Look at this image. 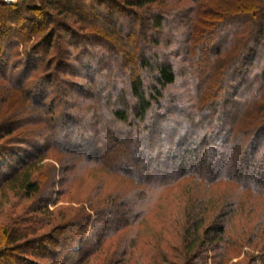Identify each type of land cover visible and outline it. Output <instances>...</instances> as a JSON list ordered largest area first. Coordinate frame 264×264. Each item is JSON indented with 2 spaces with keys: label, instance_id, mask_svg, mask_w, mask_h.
Listing matches in <instances>:
<instances>
[{
  "label": "trees",
  "instance_id": "1",
  "mask_svg": "<svg viewBox=\"0 0 264 264\" xmlns=\"http://www.w3.org/2000/svg\"><path fill=\"white\" fill-rule=\"evenodd\" d=\"M28 1L0 0V79L9 84L8 96L0 87V114L8 117L0 137L17 132L10 147L0 146V200L42 196L37 210L49 215L9 221L0 264H137L136 254L141 264H196L208 257L217 264L232 245L226 237L234 201L252 219L257 211L248 210L247 198L264 200V0H39L36 7ZM56 37L78 50L66 52L75 65L48 58L63 46ZM99 57L106 64L111 58L110 73ZM60 73L86 77L87 84ZM180 84L185 88L176 90ZM80 85L91 105L86 112L66 101ZM13 99L18 109L1 106ZM50 153L76 155L68 169L78 173L58 181L56 165L45 164ZM95 166L130 184L71 203L63 210L70 217L56 224L50 207L58 199L48 200L43 189L58 183V198L74 196L79 170ZM195 178L201 182L187 189L177 222L180 246L165 247L163 234L155 254L138 252L137 227L157 214L169 187ZM222 182L233 186L231 193L214 201L208 185ZM166 220L173 224L177 217L170 213ZM252 222L240 225L244 233L232 246L252 243L246 240ZM259 224L250 234L262 239ZM50 225L49 234H38ZM260 250L264 256V245Z\"/></svg>",
  "mask_w": 264,
  "mask_h": 264
},
{
  "label": "rangeland",
  "instance_id": "2",
  "mask_svg": "<svg viewBox=\"0 0 264 264\" xmlns=\"http://www.w3.org/2000/svg\"><path fill=\"white\" fill-rule=\"evenodd\" d=\"M15 1H17V0H15ZM88 2H90V0H88ZM28 3H29V5H31L33 7H36L40 4L39 0H29ZM154 9H156V6L154 7ZM128 16L129 15L127 14V17ZM73 20H75V19H72V21ZM74 26H80V24L75 23ZM55 41L57 43L61 42V44L63 46L61 45L62 47L60 49H64V52H62L59 48L57 49L56 47H54L50 50V52L48 54V58L50 59V57H53V56H55V58H60L59 56H62L63 57L62 59L64 60V62L68 63V61L72 60L71 63L73 65H75V62H73V58L71 57V55L67 54L66 52H69V53L72 52L75 55L76 53H78V50H76L75 48L73 49L72 46H67L64 43V39H61L60 37H58V38L56 37ZM31 42H34V40H32ZM129 46L130 47H128L126 49L130 50L131 52H134L135 51L134 46H132V45H129ZM99 59H100V57L98 58V60L96 62L97 63H103L104 67H105V72L110 73L112 70H110L108 68H110V67L114 68V66H115L113 64V61H111V58H109L107 64H106V62H101V60H99ZM15 61H16V59L14 57L12 62L14 63ZM260 63H261V61L259 63H257L254 70H256L260 66ZM212 64H213V62L212 63L210 62V68H211ZM55 66H57L56 62L53 63V69L56 68ZM84 71H86V70H84ZM36 74L37 73L35 72L34 75H36ZM60 74H62L61 76H63L64 78H67L71 81H75L78 84H82V83H85L87 81L86 77L73 75L72 73H70V74L60 73ZM86 84H87V82H86ZM7 85H9V84L5 80L0 79V87H4V89L2 90V94L4 97L9 95L7 88H6ZM186 87L190 88L191 86L187 85ZM80 88L81 89H79L77 91L76 90L72 91V98H66V101H68L70 105H74L75 110H79V109L84 108L85 109L84 112H86V110H88L91 107V105H88L85 102L86 97L84 95V92L81 91L82 86ZM181 88H185V86L180 84L179 89H176V90H182ZM86 89H88V88H86ZM207 90H209V89H207ZM236 98L240 99V95H236ZM1 106L4 108L9 107V106L10 107L13 106L15 109H18L17 107L19 106V102H17L15 99H13L12 101L3 100ZM63 109H64L63 107H60L59 108L60 112ZM21 117L22 116H17L16 119L19 120V119H21ZM7 118H8L7 116L5 118H3L2 115L0 114V126L2 125L1 123L3 122V119H7ZM85 121L87 123L90 121V123L92 122L94 124L92 129H91V127H89L91 129L89 132H90V135L96 136L95 132H93L94 127H95L94 120L92 118L90 119L89 117H87V119ZM86 122H85V124L88 127L89 123L87 124ZM89 126H92V125H89ZM2 133L3 132H0V135H2ZM90 135L88 138L92 137V136L90 137ZM16 136H17V132L12 134V135L0 137V146L1 147L2 146L3 147H5V146L10 147L11 145H9L10 143L8 142V140H11L12 138H15ZM72 139H73L72 141H74V140H76V137L73 136ZM91 140H92V138H91ZM173 145L174 144L171 143L170 145H168V148L173 147ZM3 147H2V149H4ZM74 156L77 157L76 155H74ZM74 156L61 155V154H56V153L51 154L50 153L49 156L47 157V159H45V161H46L45 164H46V166H47V163H51V164L53 163L56 165L57 170H58L56 178L59 181V180H61V178L65 177V176H70V175H74V174L76 175L78 173V171H76V170L72 173V171H70L71 169H68V167H70L72 163L76 162L75 159H73ZM195 179L196 180L188 179L186 181H183L179 185H174V186L169 187L167 192L164 194L163 199L161 200V202L159 203V205L157 206V208L155 210L157 214H155V215L150 214L137 227L134 237L136 239L135 241L137 242L136 243V247H137L136 249L138 252L141 250L144 253H149L150 255L155 254L156 253V246L155 245H156V243H158L157 241L159 239V236L160 235L163 236V234L168 235V238H169V241L167 240V243H165L164 240L161 241V242H163V245L165 247L170 246V244H168L169 242L175 243V244L180 246V240H181L180 236L181 235H178V229L179 228L177 227V222L181 221L183 218V215H182L183 214V212H182L183 206L182 205H185V201H186V199H188L187 198V189L190 187V185H192L191 187H193V188L197 187V184H194L193 181H195L197 183L201 182L200 179H197V178H195ZM71 183H74V185L72 187V191L75 193L76 196L75 195L74 196L67 195V196H62V197L58 198L59 197V191H60V188L58 187V183H56L57 186L50 189L49 192L45 188L43 189V191L45 193L43 195L47 196L48 200H50L52 198V196H53V199H58V202L56 203V205L50 207V211L52 210V212H54L56 214L55 215L56 216V220H55L56 224L62 218L70 217L69 215H71V214L70 213L67 214V212H63V210H64V208H67L66 206L69 207V205L71 203H74L77 200L78 201L79 200H88V198H94L95 200H97V199H100L99 197H101V196L104 197L106 195H110L111 193H113L115 190L118 189V186L128 187V185L130 184V182L128 180L122 179L116 175L109 174L106 171V169H104V167H100V166H95L91 169L79 170V174L77 176V179L75 181H72ZM189 183H193V184H189ZM229 186L231 188H233V186H231L227 183H224V182L217 184V185H211L210 187L208 185V188H209L208 192H211V196L214 198L213 200L217 201L221 197V195L225 193V191H228L231 193V191L229 190ZM49 188H51V187H49ZM193 190H195V189H193ZM165 196H166V199L164 198ZM41 197L42 196H39V197L33 196V197L27 198V199H20L19 197H16L12 194H9L8 197L2 198L4 200H2V201L0 200V242L6 240L5 237H7V236L5 235L3 229L8 224L9 221L10 222L13 221L12 219H16V218L20 219L22 216L29 219V218H32L33 216H43V215L48 216L49 215V214H47V212L44 213L43 209L37 210V207L39 208V206L42 203L41 199H40ZM247 200H249V202L252 203V205L249 206L248 210L250 208H252L254 210V208H255V210L257 211V215H255L256 218L254 217L255 219L254 218L251 219L250 215L252 213H247V212L243 211L241 206H239V203H241V201L240 202L234 201L233 204H236L238 207H237V211L235 213H233L234 216L232 215V220H230V222H229L230 225H229V229L227 231V237L226 238H227L228 243L230 242V244H232V245L235 244L236 237L241 236V234L244 233V230H242L240 225L243 223H246L248 221H249L248 224L251 225V220H253V222H252L253 227H251V229H250L251 231L248 232L249 236L246 237L247 241H249L252 238L251 239L252 243H247L245 246H242V245L239 246L240 244H238L237 246L230 245L229 250L226 251V253L223 251L224 255H223V257H220V259H222V260L218 261L217 264H264V256H259V253H260L259 251H261L260 248H262V245H264V236L262 237V239L259 236L258 237L256 236L254 238H253V235L251 236V234H253L252 229L254 231V226L257 225L258 223H260V224L264 223V210H263V212L261 211L262 209H264V200L263 199H254L252 201L248 198H247ZM3 202H4V204H3ZM231 202H233V201H231ZM209 206H211V205H209ZM213 206L214 205H212L211 207L214 209ZM98 210L99 209H97V211ZM97 211L94 213V215L92 217V221H93V219L97 218V216H99L98 215L99 213L97 214ZM170 213H173V215L177 217V220L178 219L179 220L178 221L175 220L173 224L170 222H167L166 219L168 218ZM63 214H66V216H64ZM247 218L248 219L250 218V220H248ZM174 219H176V218L174 217ZM260 224L258 225V227L260 226ZM91 226H93L92 222H91ZM97 226H99V224H97ZM52 227L53 226H51V225L46 226V227L40 229L38 234H41V235L49 234L51 232ZM245 228L248 229L247 226ZM91 229L92 228H89L90 231H91ZM230 236H231V238H230ZM259 240H260V242H258V243L260 245H257L254 247V243L259 241ZM118 242H120V241H118L117 238L114 239V246L113 247H116ZM148 243H150V245H148ZM49 244H52V242H50ZM111 246H112V242L110 244V247ZM218 253H219V251H217L216 254H218ZM140 255H139V258H140ZM133 257H134V260H137V264H141V259H137L138 258L137 254L133 255L132 258ZM231 257H233V259ZM103 259L104 258L102 256H100L98 261L103 262ZM149 261L145 260V263H148ZM196 264H216V263L214 262L212 257H208V261L202 260V262L198 261Z\"/></svg>",
  "mask_w": 264,
  "mask_h": 264
},
{
  "label": "built area",
  "instance_id": "3",
  "mask_svg": "<svg viewBox=\"0 0 264 264\" xmlns=\"http://www.w3.org/2000/svg\"><path fill=\"white\" fill-rule=\"evenodd\" d=\"M7 2H14L15 0H6Z\"/></svg>",
  "mask_w": 264,
  "mask_h": 264
}]
</instances>
